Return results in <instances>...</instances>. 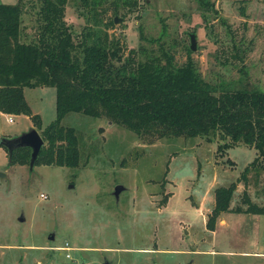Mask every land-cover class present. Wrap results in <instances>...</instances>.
<instances>
[{
  "label": "rangeland",
  "instance_id": "374dc122",
  "mask_svg": "<svg viewBox=\"0 0 264 264\" xmlns=\"http://www.w3.org/2000/svg\"><path fill=\"white\" fill-rule=\"evenodd\" d=\"M205 1L201 8L198 0H66L64 18L78 33L95 15L124 53L139 46L157 53L160 46L176 64L189 55L216 87L246 84L264 92V0ZM29 4L21 16L23 41L35 32ZM114 17L118 22L109 26ZM22 91L41 128L55 119L52 87ZM59 124L80 134L76 167L7 165L0 146L6 174L0 178V264H264V214L223 212L211 229L205 225L214 190L231 183L230 207L244 189L264 206V172L239 179L253 148L238 144L219 152L221 140L199 136L146 144L123 126L78 112L65 113ZM30 127L39 133L28 115L0 113V136ZM117 185L123 189L115 200Z\"/></svg>",
  "mask_w": 264,
  "mask_h": 264
},
{
  "label": "trees",
  "instance_id": "16d2710c",
  "mask_svg": "<svg viewBox=\"0 0 264 264\" xmlns=\"http://www.w3.org/2000/svg\"><path fill=\"white\" fill-rule=\"evenodd\" d=\"M80 1L84 5L87 0ZM28 3L35 8V32L23 41L21 16ZM198 3L201 8L208 5L205 0ZM65 5L66 0L0 3V113L28 115L39 130L43 144L34 165L73 168L79 164L80 134L59 124L65 113L78 112L123 126L146 144L199 136L221 140L219 152L246 145L255 156L239 179L246 181L250 171L256 177L264 172V92L246 84L216 87L200 76L189 55L176 64L160 46L157 53L142 46L124 53L95 15H91L92 25L73 33L64 18ZM39 86L54 89L55 119L42 128L22 91ZM29 154V148L15 149L10 164L28 165ZM235 187L231 183L214 190L207 229L223 212L264 214V206L251 201L245 189L239 204L230 207Z\"/></svg>",
  "mask_w": 264,
  "mask_h": 264
},
{
  "label": "water",
  "instance_id": "95a60500",
  "mask_svg": "<svg viewBox=\"0 0 264 264\" xmlns=\"http://www.w3.org/2000/svg\"><path fill=\"white\" fill-rule=\"evenodd\" d=\"M118 19L116 17L113 18V23H117ZM189 50L193 51L194 50V34H189ZM43 142L42 139L40 138L39 134L37 131L30 127L24 132H21L19 135L12 137V138H6L3 136H0V146H2L7 155V165L11 163V156L12 152L15 149L18 148H29L30 149V154H29V159H28V169L31 170L34 162L36 160L38 151L40 147L42 146ZM6 174L4 172H0V178H5ZM123 188L119 185L115 186L112 192V195L114 199H117L118 193L122 190ZM17 221L21 222L23 221V216L20 214L17 217ZM48 239L52 240L53 235L49 234Z\"/></svg>",
  "mask_w": 264,
  "mask_h": 264
},
{
  "label": "built area",
  "instance_id": "2783aa9c",
  "mask_svg": "<svg viewBox=\"0 0 264 264\" xmlns=\"http://www.w3.org/2000/svg\"><path fill=\"white\" fill-rule=\"evenodd\" d=\"M7 121H8V122H10V121H11V118H10V117H8V118H7ZM41 197H44V196H43V195H41Z\"/></svg>",
  "mask_w": 264,
  "mask_h": 264
},
{
  "label": "crops",
  "instance_id": "0c3cea01",
  "mask_svg": "<svg viewBox=\"0 0 264 264\" xmlns=\"http://www.w3.org/2000/svg\"><path fill=\"white\" fill-rule=\"evenodd\" d=\"M3 114V113H2ZM223 221V220H222ZM220 222V221H219Z\"/></svg>",
  "mask_w": 264,
  "mask_h": 264
}]
</instances>
